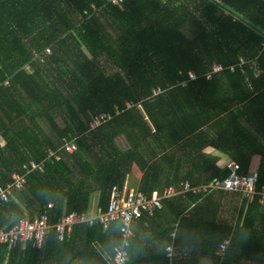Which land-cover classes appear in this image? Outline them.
<instances>
[{
    "label": "trees",
    "instance_id": "obj_1",
    "mask_svg": "<svg viewBox=\"0 0 264 264\" xmlns=\"http://www.w3.org/2000/svg\"><path fill=\"white\" fill-rule=\"evenodd\" d=\"M262 32L264 0H0V182L64 139L79 146L28 173L15 198L0 205L6 230L54 205L44 247L24 244L33 255L23 258L15 254L20 246H5L0 264H115L121 222L106 230L100 222L78 225L65 241L54 226L64 215L88 212L96 192L107 208L113 186L123 189L130 174L151 196L184 180L229 177L222 158L248 174L255 155L252 200L225 189L166 198L161 210L136 221L129 264H168L174 233L175 264H264ZM241 60L235 72L207 80L214 64ZM103 113L115 117L92 129ZM226 205L234 206L233 221L220 220Z\"/></svg>",
    "mask_w": 264,
    "mask_h": 264
},
{
    "label": "built area",
    "instance_id": "obj_2",
    "mask_svg": "<svg viewBox=\"0 0 264 264\" xmlns=\"http://www.w3.org/2000/svg\"><path fill=\"white\" fill-rule=\"evenodd\" d=\"M123 0H113L114 3H121ZM264 36V32L261 33ZM46 52L52 53L51 48L46 49ZM246 63L245 60L237 65L225 68L222 65L214 64L211 70L207 73V80H211L217 73H221L229 69L235 72L237 67H241ZM190 79L197 78L195 73H190ZM9 85V80L4 82ZM154 94H160L162 89H154ZM131 105V104H128ZM116 114H120L117 110ZM113 113H103L97 115L92 123V129H96L105 123L114 119ZM79 150L75 139H64L58 149H49L47 157L40 162L31 161L29 164H23V173L15 171L11 175V180L6 184L0 182V205L8 203L14 196L15 189H21L27 182V174L36 170L43 172L48 161L58 162L61 160V152L67 154H74ZM231 168L232 173L229 177L224 179L213 178L208 183L194 185L190 180H184L179 184H174L164 187L162 190L154 191L151 196L144 193L139 187H130L127 183L122 189L118 184L113 186L111 192V200L107 208L99 203L96 207L95 214L90 211L85 213L72 212L64 215L56 228L59 241H65L71 238L73 229L78 225L94 226L100 222L106 229H109L114 222H121V232L123 240L121 244L115 247V264H129L131 261L129 247L131 239L134 237V223L143 217L144 214L153 216L157 211L163 208V201L166 198L174 197L180 194L192 192L196 195L207 194L216 189H225L229 191L242 192L245 196L253 198V195L258 192V178L259 170L251 169L248 174L240 175L238 170L240 165L236 162L230 161L226 164ZM260 204L264 209V186L259 191ZM53 203H50L48 209L40 217L31 221L28 218L21 220L11 229H3L0 227V249L8 246L12 249L17 244L31 243L34 248L40 249L46 243V239L50 229L53 227L50 224V210L53 209ZM174 241L169 246H166L165 251L168 254L169 263L175 264L176 248H175V233L173 234ZM228 241H225L220 250L217 252L221 255L226 249Z\"/></svg>",
    "mask_w": 264,
    "mask_h": 264
},
{
    "label": "crops",
    "instance_id": "obj_3",
    "mask_svg": "<svg viewBox=\"0 0 264 264\" xmlns=\"http://www.w3.org/2000/svg\"><path fill=\"white\" fill-rule=\"evenodd\" d=\"M0 143H1V145L2 146H4V144H5V140L0 136ZM209 151H211V152H217V151H215L214 149H212V148H209ZM230 161H232V160H230L229 158H222L221 159V164L222 165H226L227 163H229ZM232 162H234V161H232ZM259 164H260V156L259 155H255L254 156V158H253V161H252V169H258L259 168ZM259 170V169H258ZM15 172V171H14ZM13 173V172H12ZM12 175V174H11ZM11 178V177H10ZM8 182V181H7ZM6 182V183H7ZM5 183V184H6ZM127 184L130 186V187H136V186H138L137 184H138V179H137V177H135V176H132L131 174H130V176H128V179H127ZM136 184V185H135ZM135 185V186H134ZM15 190H18V189H15ZM14 190V191H15ZM230 193V192H229ZM13 198H15V195L13 196ZM100 198H101V193L100 192H96V193H94L93 194V197H92V203H91V207H90V212L92 213V214H95V211H96V207L99 205V203H100ZM250 200H252V198H250ZM229 209L230 210H233L234 209V206H230L229 207ZM235 217H236V214H235ZM230 218L231 219H229V220H232L233 221V219H235V218H233V217H231L230 216ZM136 222L134 223V226H136ZM138 228H139V226H138ZM71 236H72V234H71ZM173 236V235H172ZM152 240V239H151ZM32 245V244H31ZM45 245V244H44ZM16 246H20V251H18V252H16L15 254H18V255H20L21 257H23V258H25L26 257V255L27 254H30V255H33V253L32 252H29V253H26V245H16ZM33 247V246H32ZM44 247V246H43ZM42 247V248H43ZM34 248V247H33ZM42 248H40V249H42ZM34 249H37V248H34ZM176 250V249H175ZM176 257H177V254H176ZM81 264V263H80Z\"/></svg>",
    "mask_w": 264,
    "mask_h": 264
},
{
    "label": "rangeland",
    "instance_id": "obj_4",
    "mask_svg": "<svg viewBox=\"0 0 264 264\" xmlns=\"http://www.w3.org/2000/svg\"><path fill=\"white\" fill-rule=\"evenodd\" d=\"M48 49V48H47ZM42 127L44 128L45 132H48L49 134H54V135H58L56 134V131H54V129L51 127L50 123L48 121H46L45 119H39ZM1 139V138H0ZM230 206H225L222 211L220 212V220L222 219H231V217L235 218V214L236 211L235 210H230L229 209ZM234 220V219H233Z\"/></svg>",
    "mask_w": 264,
    "mask_h": 264
},
{
    "label": "clouds",
    "instance_id": "obj_5",
    "mask_svg": "<svg viewBox=\"0 0 264 264\" xmlns=\"http://www.w3.org/2000/svg\"><path fill=\"white\" fill-rule=\"evenodd\" d=\"M105 230H106V228H105Z\"/></svg>",
    "mask_w": 264,
    "mask_h": 264
}]
</instances>
